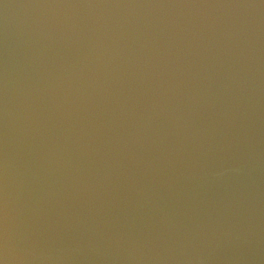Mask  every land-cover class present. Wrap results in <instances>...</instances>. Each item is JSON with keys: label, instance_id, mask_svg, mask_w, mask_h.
<instances>
[{"label": "water", "instance_id": "95a60500", "mask_svg": "<svg viewBox=\"0 0 264 264\" xmlns=\"http://www.w3.org/2000/svg\"><path fill=\"white\" fill-rule=\"evenodd\" d=\"M0 264H264V0H0Z\"/></svg>", "mask_w": 264, "mask_h": 264}]
</instances>
